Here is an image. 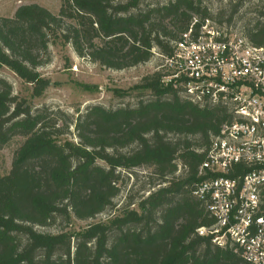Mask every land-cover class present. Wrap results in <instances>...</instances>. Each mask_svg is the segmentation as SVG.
Wrapping results in <instances>:
<instances>
[{"label":"trees","instance_id":"16d2710c","mask_svg":"<svg viewBox=\"0 0 264 264\" xmlns=\"http://www.w3.org/2000/svg\"><path fill=\"white\" fill-rule=\"evenodd\" d=\"M139 1L62 0L57 14L20 5L0 16V70L10 69L39 98L52 83L37 69L58 43L101 67L125 69L149 61L154 49L171 56L194 19L196 27L232 26L243 2L230 1L212 18L201 0L146 9ZM258 14L240 33L253 46L264 44V4ZM163 69L131 87L134 106L94 104L76 116L34 108L0 76V148L23 138L0 176V264H252L197 232L214 222L192 190L225 110L190 102L178 82L164 81ZM71 127L76 140L66 137ZM141 167L149 169L148 193L116 207L123 172ZM107 209L106 218L72 228ZM56 222L64 224L56 232L37 229Z\"/></svg>","mask_w":264,"mask_h":264},{"label":"built area","instance_id":"2783aa9c","mask_svg":"<svg viewBox=\"0 0 264 264\" xmlns=\"http://www.w3.org/2000/svg\"><path fill=\"white\" fill-rule=\"evenodd\" d=\"M194 19L165 57V82L225 117L199 166L192 194L213 217L197 229L252 264H264V44Z\"/></svg>","mask_w":264,"mask_h":264},{"label":"rangeland","instance_id":"374dc122","mask_svg":"<svg viewBox=\"0 0 264 264\" xmlns=\"http://www.w3.org/2000/svg\"><path fill=\"white\" fill-rule=\"evenodd\" d=\"M124 1V0H120ZM170 0H140L138 8L146 9L150 6L162 5ZM208 9L212 18H217L219 12L226 10L230 1L237 0H201ZM62 0H0V16H12L15 10L24 4L36 3L57 14ZM262 0H243L239 11L233 16L232 26H226L232 31L241 33L245 22H254L257 18L262 19L258 10L263 6ZM131 11H136L132 8ZM227 13V12H226ZM225 27V25H224ZM52 57L49 63L38 67V71L51 80V86L39 98H30L31 87L17 77L10 69L3 67L0 76L7 79L13 86V91L19 96L31 100L33 107L49 106L52 109H60L65 113L77 115L85 111L88 106L99 104L106 108H118L126 105L134 106L137 101V93L131 87L141 79L164 68L165 61L161 58L157 49L154 56L147 62L125 69H112L101 67L86 58L78 56L70 44H57L51 48ZM115 89L120 92L126 91L127 95L121 97L116 95ZM144 99L149 95L143 96ZM67 138L76 140L75 130L70 128ZM62 140V139H61ZM23 138L14 137L6 146L0 148V176L9 172L15 151L21 145ZM149 169L145 167L136 168L133 172H123L121 190L113 202L118 206L123 204L129 197L134 202L141 195H146L150 188ZM113 210L107 209L96 216L95 219L75 220L72 228L78 229L86 223L104 219ZM64 224L56 222L48 226H37L41 231L56 232Z\"/></svg>","mask_w":264,"mask_h":264}]
</instances>
